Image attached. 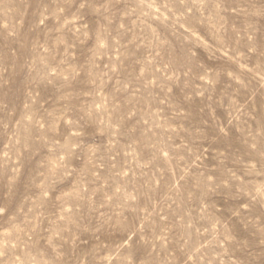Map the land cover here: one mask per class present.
<instances>
[{
    "label": "rangeland",
    "instance_id": "1",
    "mask_svg": "<svg viewBox=\"0 0 264 264\" xmlns=\"http://www.w3.org/2000/svg\"><path fill=\"white\" fill-rule=\"evenodd\" d=\"M0 264H264V0H0Z\"/></svg>",
    "mask_w": 264,
    "mask_h": 264
}]
</instances>
